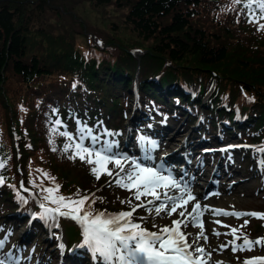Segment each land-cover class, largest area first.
Returning <instances> with one entry per match:
<instances>
[{
	"label": "trees",
	"instance_id": "obj_1",
	"mask_svg": "<svg viewBox=\"0 0 264 264\" xmlns=\"http://www.w3.org/2000/svg\"><path fill=\"white\" fill-rule=\"evenodd\" d=\"M225 1L0 0L4 230L25 227L40 245L45 237L54 243L61 235L66 247L93 259L87 248L78 247V225L58 218L53 226L39 218L36 201L43 194L29 180L39 185L43 177L36 169H41L56 178L60 194L85 191L73 175L67 176L63 162L49 161L58 156L52 150L64 137L58 133L68 132L75 120L89 125L102 120L117 131L131 109L148 131L168 120L195 125L192 132L216 143L237 137L247 141L250 149H232L228 155L255 183L261 181L264 153L253 149L264 145V34L248 22L245 0L238 3L240 12H229ZM57 120L61 126L54 132ZM87 174L85 180L95 179L90 169ZM22 180L31 191L21 192L27 203L9 187L19 190ZM43 184L51 186L47 179ZM97 197L103 202L95 209L110 206L109 196ZM260 221L256 238L264 237Z\"/></svg>",
	"mask_w": 264,
	"mask_h": 264
},
{
	"label": "snow or ice",
	"instance_id": "obj_2",
	"mask_svg": "<svg viewBox=\"0 0 264 264\" xmlns=\"http://www.w3.org/2000/svg\"><path fill=\"white\" fill-rule=\"evenodd\" d=\"M235 2L241 3V0ZM244 7L248 10V22L257 23L258 30H264V23H259L264 20V0H245ZM55 124L56 127L52 129L54 132L61 126V122L57 120ZM58 134L70 141L63 147L65 153L71 151L69 159H79L89 165L90 173L96 180L99 181L102 175L107 176L109 186L114 184L131 193V198L120 200L121 204L128 205L129 210L108 212L95 209L94 205L98 201L103 202V197H97L94 193L82 194L77 189L68 196L60 194L61 185L56 183V178L41 169L36 171L41 173L43 179L49 180L51 186H44L43 179L39 185L29 180V184L38 187L43 194L38 204L39 218L46 222L51 221L53 226H58V218L75 222L82 237L78 247L87 248L96 264H207L205 257L210 259L211 254L200 243L202 240L207 244L209 239L202 219L206 211H211L216 216L254 217L264 220V213L261 212L225 211L210 208L208 205L202 206L190 186L183 180H177L172 171L163 164H155L150 154L137 159L114 151L117 147L116 141L101 140V136L94 135L86 126L78 129V138H74L67 131ZM102 135L115 134L105 131ZM85 140H90L91 144L86 146ZM157 147L152 142V148ZM52 150L56 151V148ZM256 150L264 153V145ZM109 165L113 167L109 168ZM5 167L6 161L0 159V170ZM4 183L5 177L0 175V186ZM9 187L16 191L17 199L21 203H27L21 192L31 195V191L24 186L23 180L19 190L15 185ZM133 200L139 203H133ZM146 204L154 206L148 211H154L156 217L165 213L169 218L176 214L183 219L173 218L170 224L164 226L153 223L152 227L156 230H149L142 223L145 217H139L141 222H137L134 217L137 209L145 208ZM215 223L221 222L217 220ZM248 224L249 221L245 219L240 228L231 227L227 233L232 236L228 244L232 245L233 252L252 251L256 246L264 247V237L251 240L241 232ZM190 225L199 229L191 242L189 237L192 234L182 230V227L187 229ZM213 235L219 236L221 233L213 230ZM238 240H242V243L238 244ZM2 246L3 242H0V248ZM227 246L221 245L222 248ZM0 264H12V257L0 258ZM244 264H264V256L250 257Z\"/></svg>",
	"mask_w": 264,
	"mask_h": 264
},
{
	"label": "rangeland",
	"instance_id": "obj_3",
	"mask_svg": "<svg viewBox=\"0 0 264 264\" xmlns=\"http://www.w3.org/2000/svg\"><path fill=\"white\" fill-rule=\"evenodd\" d=\"M59 1H63V0H59ZM86 2L87 1H82L80 4L84 3V5H85ZM237 6H238V3H236L235 0H226L224 3V7L229 12H232V11H237V12L239 11L240 12V10ZM81 9H83V7ZM49 13H50V11L46 12L45 17ZM47 21H49V20L47 19ZM259 23H264V22L259 21ZM43 25L47 26L46 21L43 22ZM254 25L256 27V30H258V24L254 23ZM258 31H260L261 33L264 34V30H258ZM135 51L138 52L137 50H135ZM133 100L134 99H131L129 101L130 104L132 105V107L134 106V103H132ZM36 108H38V107H36ZM128 117H129V115H127V117L122 121V125H123L122 127H124V123L126 124L127 121L129 120ZM141 117L142 116L139 114L138 118H141ZM98 121L99 120H97L94 124H92V126L95 125L94 127L99 128L100 122H98ZM77 122L78 121L75 120V126H70L71 128L68 131V133L72 134V136L74 138H78V129L81 127H84L86 125L85 122H78L79 124H77ZM128 123H127V125H128ZM194 123L196 124V122H194ZM131 128L132 127H130V125H129V129H128L129 135L127 137L133 136L135 134V133L133 134L134 129H131ZM43 129L46 130L45 127L41 128V130H43ZM108 129H109V132H111L110 128H108ZM61 131L64 132L66 130L63 129ZM47 132H50V130L47 129ZM187 132H188L187 130H184L182 132H179L176 135H175V133L168 135L166 137V138H168L167 139V145L175 146L176 144H179L181 142H185L187 140V137H186ZM111 137H113V136H111ZM103 140H105V138ZM110 141H112V140H110ZM66 143H70V141H68L66 139V137H63V139L61 140V144H60L61 147L59 146V148L56 149L58 156L55 155L56 158L54 156L49 157L50 158L49 161H51V162H53V161L57 162L58 161V163L63 162L66 165L65 166V173L67 174V176L70 177V175H73V177H75L77 179V181L79 182L80 188L85 189V191H83L82 194H84V193L93 194L94 193L95 196H97V194L100 193V194H105V196H109V198L112 200V202L109 204L110 206L105 209L106 211H108V212H119V211L123 210V209H120V207H121L120 200H122V197L129 196V195H130L129 198H131V193H129L126 190H123V189L116 187L114 184L109 186L107 184L109 177H107V176L102 175L101 179L99 181L96 179L93 180V178L92 179L88 178L87 180H85V176L88 177L87 172L89 171L90 166L87 165L86 163L81 162L79 159H75V160L69 159L68 157H69V155H71V151H69L67 153H65L63 151V147ZM84 143H85V145L89 144V141L85 140ZM161 144H162V142H158V146H160ZM183 147H185L186 150L189 149L188 148L189 147L188 142L183 144ZM249 147H247L246 149H250ZM161 148L159 150L155 151L154 154L159 155L162 151ZM243 148H245V147H243ZM256 149L257 148H255L253 150L257 151ZM114 151H116V150H114ZM258 152H260V151H258ZM260 153H262V152H260ZM124 154L126 155L127 153H124ZM262 156H263V154H261L260 157H262ZM206 157H207L206 161H207L208 165H206L205 172L209 173L210 170L212 169L213 165L215 164L216 160H217V156L215 154H208V155H206ZM231 165L234 168L238 167V171H236V169H234L233 167L232 168L228 167L225 170H223L222 172L226 171L229 174L227 173L223 178H220V180H225V182L222 183V181H221V183H219V185L224 186L228 182H232V181H234V183L231 185L230 189L225 190V193H219L218 195H216L214 201H216V203H219L221 199L227 200L229 196L233 195L234 199L230 204L224 202L221 206H223L225 208H229L228 209L229 211H237V212H253L254 211V212L264 213V177L261 176V181H259V184L261 186L259 187L258 182L255 183L253 181L252 175L244 172L243 169L237 165V161H233V163ZM108 167L112 168L113 166L109 165ZM256 167L258 169L260 168V166H258V165ZM230 173H232V174H230ZM143 199L144 198H142V200ZM209 199L210 198H208L207 200H209ZM133 203H138V201L133 200ZM153 207H154L153 205H147L146 204L145 208L137 209L136 214L141 215L142 217H145L146 221H148V222L143 223L144 227L148 228L149 230L155 231L156 229H154L152 227L153 223H155L159 226H164L165 224H167V223L169 224L171 222L170 219L172 217L171 218L167 217V215L165 213H161L160 217H156L154 211H152V212L148 211V209H152ZM225 211H227V210H225ZM175 216H177V215L173 214V217H175ZM245 219H247L249 221V224L246 227L242 228L241 232L246 234L249 237V239L255 240L256 237L258 235H260L259 230L262 226L260 219H257L254 217L236 218L233 216H222V215L221 216H211L208 213L204 214L203 221H204L205 234L208 235L209 239H208L207 244H205L202 240L200 243L204 245L206 252L211 254L209 264H244V261L250 257L264 256V249H260L259 248L260 246L254 247V249L252 251L233 252L231 250L232 245L228 244V242L230 240H232V236L228 235L227 233L230 232L231 227L240 228V226L244 223ZM217 220H219L221 223L220 224L215 223V221H217ZM69 222L72 223L71 221H69ZM206 223H207V225H206ZM223 225H228L229 227H224ZM22 229H23V227L19 226V227H17L16 232L21 233ZM182 230L192 234L189 237L190 242L199 231L198 228L192 227L191 225L187 229H183V227H182ZM213 230L221 233V235H219V236L213 235ZM0 231H1V229H0ZM6 232H7V235L6 234H0V242H3L5 240L3 243V247L0 248V258H6L7 257L6 252H9L10 249H12V247H14V244L12 247H10V245H12L11 240H10L11 232L9 233V229ZM46 235H48V234H46ZM238 235H239V233H238ZM12 239H14V237ZM237 243L238 244L242 243V240H238ZM225 244H227L228 246L222 248L221 245H225ZM38 247H39V245L34 241L30 244L29 249L26 250L25 253L22 255L21 258H25L24 261L26 264H31L32 261L30 259L28 260V258L30 255H32V251ZM13 256H14V258H17V254L13 253Z\"/></svg>",
	"mask_w": 264,
	"mask_h": 264
},
{
	"label": "bare ground",
	"instance_id": "obj_4",
	"mask_svg": "<svg viewBox=\"0 0 264 264\" xmlns=\"http://www.w3.org/2000/svg\"><path fill=\"white\" fill-rule=\"evenodd\" d=\"M172 154H176V152H173ZM181 162V161H180ZM207 162V161H206ZM190 165H193V163H191ZM184 166H186V162H183L182 163V168L184 167ZM197 170H199V171H201V173L203 172V168L202 167H200L199 169H197ZM233 199H234V196L233 195H231V196H229L228 197V199L227 200H223V199H221L220 200V202L219 203H216L214 206H212V208H215V209H222V210H228L229 208H225V207H223V206H221L224 202H226V203H231L232 201H233ZM212 202H215L214 200H212ZM156 203H159V202H156ZM209 220V219H208Z\"/></svg>",
	"mask_w": 264,
	"mask_h": 264
}]
</instances>
